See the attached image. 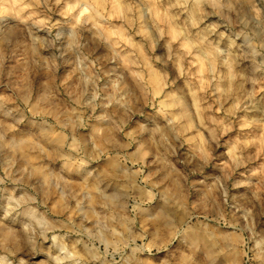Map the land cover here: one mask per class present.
Here are the masks:
<instances>
[{"label": "clouds", "instance_id": "9594fccd", "mask_svg": "<svg viewBox=\"0 0 264 264\" xmlns=\"http://www.w3.org/2000/svg\"><path fill=\"white\" fill-rule=\"evenodd\" d=\"M0 264H264V0H0Z\"/></svg>", "mask_w": 264, "mask_h": 264}]
</instances>
